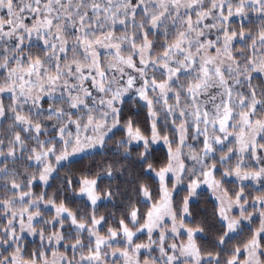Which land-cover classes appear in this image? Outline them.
I'll use <instances>...</instances> for the list:
<instances>
[{"label":"snow or ice","instance_id":"6c2138e0","mask_svg":"<svg viewBox=\"0 0 264 264\" xmlns=\"http://www.w3.org/2000/svg\"><path fill=\"white\" fill-rule=\"evenodd\" d=\"M0 264H264V0H0Z\"/></svg>","mask_w":264,"mask_h":264}]
</instances>
